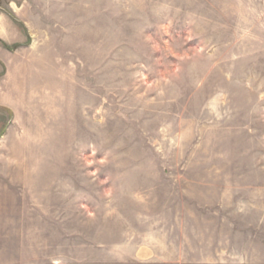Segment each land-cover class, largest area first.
I'll use <instances>...</instances> for the list:
<instances>
[{
    "label": "rangeland",
    "instance_id": "374dc122",
    "mask_svg": "<svg viewBox=\"0 0 264 264\" xmlns=\"http://www.w3.org/2000/svg\"><path fill=\"white\" fill-rule=\"evenodd\" d=\"M0 10V206L37 229L7 264H208L212 218L264 264V0Z\"/></svg>",
    "mask_w": 264,
    "mask_h": 264
},
{
    "label": "crops",
    "instance_id": "0c3cea01",
    "mask_svg": "<svg viewBox=\"0 0 264 264\" xmlns=\"http://www.w3.org/2000/svg\"><path fill=\"white\" fill-rule=\"evenodd\" d=\"M6 22V15L2 14L0 10V63H4L11 70L14 69V65L16 64L15 67L20 69L23 65L19 64V62L16 63V60H18L16 55L20 50L18 49L13 52L8 50L5 46V43L12 44L15 42L13 41L14 39H8L5 35L4 29ZM2 86L3 84L0 83V88ZM3 99L0 98V105L14 108L15 103H12V101L7 98ZM9 177V182L15 181L13 177ZM7 205L4 207L0 206V264H7V261L10 260V257L6 256L9 250L18 249L24 251V248L28 250V246H32L33 243L36 242V240L33 239V235L37 229H27L26 223H24L25 221L33 220L32 215L29 214L30 216H24L22 212H12L8 210L9 207L7 208ZM30 225L32 226V223ZM226 226H228V229H226ZM207 227V229H211L213 232V238L210 241L211 245L209 244L210 248L208 247V250L222 252V258L210 260L208 264H262L256 261L254 263H247L244 259H239L238 261L228 259L227 253H231L232 251H245L246 248V242H242V244L239 245H235L234 241L232 242V236L235 234H232V223L230 219L222 218V221H219V219L212 218V222H210ZM220 227L222 230H220ZM237 246L241 247L239 248ZM20 260L22 262V256ZM51 264H55V262L52 261Z\"/></svg>",
    "mask_w": 264,
    "mask_h": 264
},
{
    "label": "trees",
    "instance_id": "16d2710c",
    "mask_svg": "<svg viewBox=\"0 0 264 264\" xmlns=\"http://www.w3.org/2000/svg\"><path fill=\"white\" fill-rule=\"evenodd\" d=\"M19 45H21V44H16V45L10 47V49L14 50V49H15L16 47H18Z\"/></svg>",
    "mask_w": 264,
    "mask_h": 264
}]
</instances>
